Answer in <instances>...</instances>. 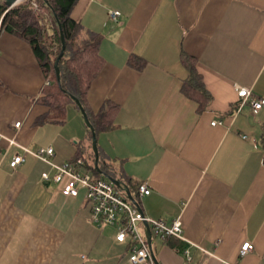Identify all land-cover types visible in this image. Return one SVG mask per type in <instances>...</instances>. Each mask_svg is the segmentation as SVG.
<instances>
[{
  "label": "crops",
  "instance_id": "0c3cea01",
  "mask_svg": "<svg viewBox=\"0 0 264 264\" xmlns=\"http://www.w3.org/2000/svg\"><path fill=\"white\" fill-rule=\"evenodd\" d=\"M111 9L121 12L116 22ZM71 15L86 34L102 35L105 66L89 90L91 109L119 107L115 127L97 136L103 163L117 178L149 185L139 198L147 217L182 219L186 240L153 233L157 261L264 264V106L238 111L236 88L264 98V0H78ZM183 52L197 59L212 94L203 112L182 92ZM133 55L144 68L130 65ZM46 81L30 42L1 31L0 264H134L129 239L118 242L115 227L92 221L85 189L63 194L68 178L55 182L57 170L33 155L10 167L21 146L52 145L59 165L90 160L82 113L70 104L55 119L39 101ZM246 242L253 250L241 256Z\"/></svg>",
  "mask_w": 264,
  "mask_h": 264
},
{
  "label": "trees",
  "instance_id": "16d2710c",
  "mask_svg": "<svg viewBox=\"0 0 264 264\" xmlns=\"http://www.w3.org/2000/svg\"><path fill=\"white\" fill-rule=\"evenodd\" d=\"M78 0H23L14 6L5 0H0V32L9 31L27 40L32 45L42 66L46 79L39 101L54 113L55 119L61 120L67 107L77 98L89 116L92 127L97 136L101 132L112 130L118 106L107 101L103 109L94 112L89 104L88 94L90 87L98 74L105 66V60L100 55L102 35L96 32L84 31L83 25L72 17V10ZM60 27L63 30L66 42L65 51L59 60V74L55 62L62 50ZM182 63L188 70L184 80L182 92L198 103V111H205L212 101V94L207 89L203 75L197 69V59L186 52L181 55ZM130 65L142 69L146 60L133 55ZM81 112V111H80ZM48 120L46 117L38 119V123ZM92 139V129L87 125ZM100 152V151H99ZM95 153L92 150L90 160L86 159V166L94 178H107L110 175L122 181L132 192L136 202L141 206L138 196L139 185L115 177L110 167L103 163L101 156L99 166H95ZM89 161H91L89 163ZM116 188L126 197V194ZM129 199V198H128ZM130 200V199H129Z\"/></svg>",
  "mask_w": 264,
  "mask_h": 264
},
{
  "label": "built area",
  "instance_id": "2783aa9c",
  "mask_svg": "<svg viewBox=\"0 0 264 264\" xmlns=\"http://www.w3.org/2000/svg\"><path fill=\"white\" fill-rule=\"evenodd\" d=\"M36 0L33 5L37 7ZM121 12L115 9L109 11L110 19L114 22L118 21ZM50 81L47 80L46 84ZM239 97L238 111L249 105L252 113H258L264 106V98L252 97L250 87L237 85ZM213 125H223L224 120H214ZM21 122H16L15 127L19 128ZM246 137V136H244ZM16 144L15 140H10ZM1 154V151H0ZM55 149L52 145L32 149L30 147L21 146V152L13 155L10 161V167L16 170L26 159L28 155L51 164L57 172L52 176L55 182H61L64 177L68 178V182L62 189L63 194L68 196L78 195L80 189L86 190V198L91 209L92 221L98 226L109 225L116 228L115 240L118 242L130 241V252L128 260L134 264L147 263L154 264L151 249L148 243L146 232L141 230V225L145 222L149 225L152 236L168 239L176 237L186 240L182 219L178 218L168 223L164 219H154L141 214L137 205L126 198L117 188L116 185L108 178H94L92 173L86 169V161L84 157L78 156L72 161L64 164H55L52 157ZM44 180H49V173H43ZM151 193V189L147 183H142L138 188V196L142 198L144 195ZM145 225V224H144ZM253 243L246 242L241 248V256H245L253 250ZM186 259H191L189 248L184 250Z\"/></svg>",
  "mask_w": 264,
  "mask_h": 264
},
{
  "label": "water",
  "instance_id": "95a60500",
  "mask_svg": "<svg viewBox=\"0 0 264 264\" xmlns=\"http://www.w3.org/2000/svg\"><path fill=\"white\" fill-rule=\"evenodd\" d=\"M9 5L11 6H14L16 5L20 0H5ZM60 31H61V39H62V50H61V53L60 55L58 56V59L56 60L55 62V66H56V69H57V74H59V67H58V63H59V60L60 58L62 57L64 51H65V47H66V42H65V38H64V33H63V30L62 28L60 27ZM74 101L76 102V104L79 106L80 108V111L84 117V121L85 123L92 129V133H93V137H92V147H93V151L95 153V166L98 167L99 166V158H100V152H99V147H98V138H97V134L94 130V128L92 127L91 125V122L89 120V116L88 114L86 113V111L84 110L82 104L80 103V101L77 99V98H74ZM107 178L109 180H111L116 186H118L120 189H122V191L126 194V196L135 204L138 206L141 214L145 215L144 214V211L142 209V207L136 202L135 198L133 197L132 195V192L129 190V188L123 184L122 181H119L118 179L110 176V175H107ZM145 227H146V235H147V238H148V243H149V246H150V249H151V254H152V258L154 260V264H160L156 257H155V254H154V251L152 249V241H153V236H152V232H151V229L149 227V225L145 222Z\"/></svg>",
  "mask_w": 264,
  "mask_h": 264
},
{
  "label": "rangeland",
  "instance_id": "374dc122",
  "mask_svg": "<svg viewBox=\"0 0 264 264\" xmlns=\"http://www.w3.org/2000/svg\"><path fill=\"white\" fill-rule=\"evenodd\" d=\"M21 1H23V0H20L19 2H21ZM19 2H18V3H19ZM83 118H84V117H83Z\"/></svg>",
  "mask_w": 264,
  "mask_h": 264
},
{
  "label": "bare ground",
  "instance_id": "6f19581e",
  "mask_svg": "<svg viewBox=\"0 0 264 264\" xmlns=\"http://www.w3.org/2000/svg\"><path fill=\"white\" fill-rule=\"evenodd\" d=\"M120 189V188H119Z\"/></svg>",
  "mask_w": 264,
  "mask_h": 264
}]
</instances>
